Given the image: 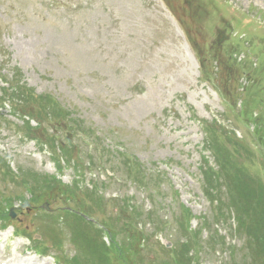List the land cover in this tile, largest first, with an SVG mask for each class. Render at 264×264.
<instances>
[{
  "label": "rangeland",
  "instance_id": "obj_1",
  "mask_svg": "<svg viewBox=\"0 0 264 264\" xmlns=\"http://www.w3.org/2000/svg\"><path fill=\"white\" fill-rule=\"evenodd\" d=\"M263 141L264 0H0V260L264 264Z\"/></svg>",
  "mask_w": 264,
  "mask_h": 264
},
{
  "label": "trees",
  "instance_id": "obj_2",
  "mask_svg": "<svg viewBox=\"0 0 264 264\" xmlns=\"http://www.w3.org/2000/svg\"><path fill=\"white\" fill-rule=\"evenodd\" d=\"M225 74H231L234 75L235 72H237V69H223ZM26 95H24L23 92L20 91L19 89V94L21 96V98L19 99L20 102H24L26 105L28 104L30 106V110H38L37 108L34 109V107L40 106L43 103L49 107V105H51L50 103H48L47 101H44V99L41 97L40 98V103H39V97H36L33 92L29 91V90H25ZM254 95L248 96L247 99L248 101L253 100ZM36 105V106H35ZM255 134L257 135L258 132L255 130ZM264 143V141H263Z\"/></svg>",
  "mask_w": 264,
  "mask_h": 264
},
{
  "label": "bare ground",
  "instance_id": "obj_3",
  "mask_svg": "<svg viewBox=\"0 0 264 264\" xmlns=\"http://www.w3.org/2000/svg\"><path fill=\"white\" fill-rule=\"evenodd\" d=\"M15 263V262H14ZM31 264H34V261H30Z\"/></svg>",
  "mask_w": 264,
  "mask_h": 264
}]
</instances>
